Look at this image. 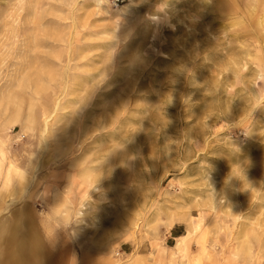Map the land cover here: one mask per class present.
<instances>
[{
    "label": "rangeland",
    "instance_id": "374dc122",
    "mask_svg": "<svg viewBox=\"0 0 264 264\" xmlns=\"http://www.w3.org/2000/svg\"><path fill=\"white\" fill-rule=\"evenodd\" d=\"M0 264H264V0H0Z\"/></svg>",
    "mask_w": 264,
    "mask_h": 264
},
{
    "label": "crops",
    "instance_id": "0c3cea01",
    "mask_svg": "<svg viewBox=\"0 0 264 264\" xmlns=\"http://www.w3.org/2000/svg\"><path fill=\"white\" fill-rule=\"evenodd\" d=\"M10 240V239H9ZM23 240H27V241H30V237H28V236H24L23 237V239H14V243L16 244V247H17V249L15 250L17 253H19V250H20V248L23 246V243H21V241H23ZM12 241H13V239H12ZM34 252H36V250L34 249V251H33V253H32V255L34 254ZM32 263V262H31Z\"/></svg>",
    "mask_w": 264,
    "mask_h": 264
},
{
    "label": "bare ground",
    "instance_id": "6f19581e",
    "mask_svg": "<svg viewBox=\"0 0 264 264\" xmlns=\"http://www.w3.org/2000/svg\"><path fill=\"white\" fill-rule=\"evenodd\" d=\"M21 243H23V246H24V244H28V242H26V241H21ZM23 246L20 248V250H19V253H21V250L23 249Z\"/></svg>",
    "mask_w": 264,
    "mask_h": 264
}]
</instances>
